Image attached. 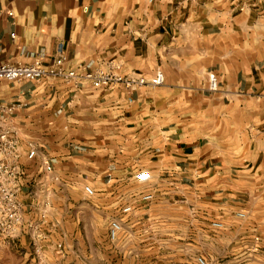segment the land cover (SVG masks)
Masks as SVG:
<instances>
[{"label":"crops","instance_id":"0c3cea01","mask_svg":"<svg viewBox=\"0 0 264 264\" xmlns=\"http://www.w3.org/2000/svg\"><path fill=\"white\" fill-rule=\"evenodd\" d=\"M243 43L263 45L256 60L243 56ZM36 59L48 71L41 79L0 80V103L17 106L7 120L42 128L50 141L26 151L24 131L14 129L21 183L36 155L35 168L55 158L74 174L106 173L103 185L121 199L141 183L158 192L180 178L208 186L245 162L264 172V0H0V64ZM87 63L161 71L165 82L97 88L60 75Z\"/></svg>","mask_w":264,"mask_h":264},{"label":"rangeland","instance_id":"374dc122","mask_svg":"<svg viewBox=\"0 0 264 264\" xmlns=\"http://www.w3.org/2000/svg\"><path fill=\"white\" fill-rule=\"evenodd\" d=\"M262 46L243 43V56L255 55L256 60ZM118 74L155 77L133 70ZM211 75L217 87L211 89L210 83L209 89L218 91L221 78ZM9 121L4 126L14 135L18 126L24 131L26 151L32 150V142L39 146L37 152L48 149L42 128ZM30 130L34 139L26 137ZM36 156L27 160L31 167L22 183L17 181L20 219L14 231L0 235V264H199V257L207 264H264V172L252 171L247 162L212 176L208 186L203 180L180 178L178 185L158 192L141 183L131 193L119 194L127 198L121 199L112 198L103 185L110 180L106 173L74 174L55 158L44 169V161L35 168ZM146 194L152 199H143ZM126 205L131 206L128 213L122 212ZM113 220L122 225L116 240L109 237Z\"/></svg>","mask_w":264,"mask_h":264},{"label":"built area","instance_id":"2783aa9c","mask_svg":"<svg viewBox=\"0 0 264 264\" xmlns=\"http://www.w3.org/2000/svg\"><path fill=\"white\" fill-rule=\"evenodd\" d=\"M150 2L154 0H149ZM56 65L62 66L64 63L63 45L60 44L57 50ZM48 74L44 63L36 59L31 64H0V80L20 81V80H37ZM65 79L71 80L81 77L89 81L97 88L108 87L115 84L123 85L127 89L136 86L158 87L164 84V76L161 72L151 79L143 76L120 75L113 71H104L94 69L91 63L79 66L78 72L70 70L60 72ZM211 89L217 87L215 75L210 76ZM17 106L12 103H0V235H8L15 230L20 219V206L18 203L17 181L21 175V166L19 162V147L13 132L4 126V122L16 111ZM35 151H31L29 157H33ZM52 166L48 165L47 170ZM85 191L89 195L94 194L91 186H86ZM145 200H151L152 194H146L142 197ZM131 206L126 205L122 212L128 213ZM215 226H220L215 223ZM122 225L120 221L113 220L109 225V237L116 240L121 232ZM199 264H207L205 259L199 257Z\"/></svg>","mask_w":264,"mask_h":264}]
</instances>
